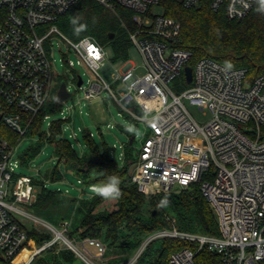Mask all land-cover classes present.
<instances>
[{
	"label": "built area",
	"instance_id": "obj_1",
	"mask_svg": "<svg viewBox=\"0 0 264 264\" xmlns=\"http://www.w3.org/2000/svg\"><path fill=\"white\" fill-rule=\"evenodd\" d=\"M81 1L0 0L2 122L22 140L41 110L58 101L63 80L57 82L50 57V37L58 35L77 57L75 63L67 62L68 67L83 66L94 77L87 87L82 76L74 80L84 90V99H98L108 91L131 121L144 126L131 176L138 191L150 197L202 182V195L217 220L218 236L181 231L172 221L170 227L148 234L123 264H135L158 240L187 245L172 253L167 264H196L203 250L218 256L219 264H264V77L250 80L246 69L226 70L210 58L191 67L192 53L174 47L181 25L165 15L160 0H94L112 12L123 8L133 13L136 29L130 41L143 59L145 73L139 74L130 59L122 61V70L116 72L103 46L91 37L71 40L57 26ZM178 1L185 8L204 2ZM256 6L257 0H210L212 11L237 22ZM155 8L162 12L155 14ZM186 67L192 68L191 82ZM107 80L120 87L113 91ZM132 103L134 107L127 109ZM187 103L205 110L209 120L200 123ZM60 114L68 123L63 110ZM15 147L0 140V264H15L25 250L29 254L18 264H31L54 246L70 251L81 264H104L107 247L100 240L71 237V221L55 226L25 209L32 207L39 192L33 177L16 172L20 162L14 158ZM119 159L123 161L124 155ZM31 229L49 234L50 240L38 246L29 236Z\"/></svg>",
	"mask_w": 264,
	"mask_h": 264
},
{
	"label": "trees",
	"instance_id": "obj_2",
	"mask_svg": "<svg viewBox=\"0 0 264 264\" xmlns=\"http://www.w3.org/2000/svg\"><path fill=\"white\" fill-rule=\"evenodd\" d=\"M165 15L178 21L181 33L174 44L177 49L192 53L189 65H194L203 58H210L223 66L232 64L234 69H246L248 78L254 80L264 77V14L257 11L258 4L244 20L230 21L223 12H214L210 0L194 8H185L178 0H160ZM78 17L87 29L79 36L74 34L71 20ZM57 25L71 40L91 37L98 44L110 48L113 62L129 59L132 44L130 33L136 26L133 13L118 8L112 12L94 0H82L61 17ZM113 36V37H111ZM62 104L52 100L35 117L26 137H36L38 142L22 158L21 164L28 165L45 143L52 144L59 164L73 173L78 183L89 187L104 181L107 176H118L121 196L116 200H106L93 193L89 198L70 199L60 190L52 191L45 187L44 181L33 178L35 185L41 186L32 210L38 216H46L52 222L71 221V237L78 239H98L107 247L105 261L108 264H123L130 260L144 238L151 232L167 228L174 221V226L181 231L219 235L215 215L203 197L201 183H194L188 189L177 193L146 197L140 193L131 181L132 164L135 157L130 137L124 150L123 163L111 159L102 152L91 132H84L86 152L78 154L71 143L60 137L65 121L58 119L50 124L49 133L42 132L46 116L62 111ZM0 140H7L16 146L20 137L10 130L0 119ZM52 182L63 179L62 174L54 168L47 175ZM203 181V180H202ZM84 193L85 191H81ZM166 207H158L163 199ZM146 202L149 207L146 208ZM157 214L153 216V210ZM169 215L171 221L165 219ZM59 216L60 219L56 220ZM79 218L77 221L75 218ZM52 222H49L52 224ZM29 236L38 246L50 240L51 236L35 229ZM186 244L176 240H158L146 248L135 264H167L175 251ZM29 252L25 250L16 259L19 263ZM218 256L201 251L196 264H219ZM31 264H81L70 251L54 246L36 256Z\"/></svg>",
	"mask_w": 264,
	"mask_h": 264
},
{
	"label": "rangeland",
	"instance_id": "obj_3",
	"mask_svg": "<svg viewBox=\"0 0 264 264\" xmlns=\"http://www.w3.org/2000/svg\"><path fill=\"white\" fill-rule=\"evenodd\" d=\"M153 12L155 14H160L162 10L161 8H155ZM46 32L47 30L45 33ZM50 41L53 44L50 57L54 60L53 70L54 74L58 76L56 77V79H58L57 82L60 83L62 80L65 81L70 94V97L62 102V110L68 116V123L64 124L63 132L60 137L67 139L76 152L82 155L87 151L84 132L89 131L92 133L102 152H106V155L109 158L115 159L120 164L123 162L119 158L124 155V149L126 145L129 144L130 137H132L134 138L132 142V149L134 157L136 158V154L140 150L141 143L144 138V126L141 125L139 128L137 124L131 121L128 118V114L113 101L108 91H104L98 99L91 101L85 100L84 90H79L75 86L74 80L78 75L82 76L84 85L87 87L88 80H94L93 75L83 66L75 65L73 68L68 67L67 62L72 61L75 63L77 57L72 52H69L68 45L64 40H61L58 35H52L50 37ZM105 49L107 56L113 62V52L110 48ZM129 59L135 67H138L137 72L139 74L145 73V70L142 67L143 59L135 47L130 49ZM113 67L116 72H120L123 68L122 61L115 62ZM107 82L113 91H116L120 87L119 82H110L109 80H107ZM170 86L173 88L172 84H170ZM186 105L193 117L200 123H206L209 120V115L205 110H200L195 106H189L188 103ZM133 107V103L126 105L127 109H132ZM58 119H61L60 113L50 114L48 119L43 122L42 132L49 133L50 124ZM129 127H134L138 130V134L137 132H128L127 129ZM37 142V136L24 137L16 145L14 158L20 162L19 168L16 169L18 174L33 177L38 181H44L45 187L48 190H60L63 193L67 191L65 194L70 199L89 198L93 196V193L88 190L86 185L78 183L76 176L69 172L62 163L59 164L52 144L45 143L40 152L31 158L28 165H22L21 158L33 146H35ZM114 146H116V150L114 149ZM133 166L134 163L132 164V172ZM54 168H57L62 174V180L52 182L49 178H47V175H49ZM36 188L38 192L41 191L40 185H36ZM82 190L85 192L82 193ZM148 207L149 202H146V208ZM25 209L31 214L36 215L32 210V207H25ZM38 217L43 221L52 222L51 219L46 216L41 215ZM167 217L169 218L170 216L167 215ZM167 217L165 219H167ZM57 219H60V217L57 216L56 220ZM75 219L79 221L78 217ZM59 221L60 220L52 222V224L57 226ZM23 222L28 223L26 220H23ZM106 261H104V264H108Z\"/></svg>",
	"mask_w": 264,
	"mask_h": 264
},
{
	"label": "clouds",
	"instance_id": "obj_4",
	"mask_svg": "<svg viewBox=\"0 0 264 264\" xmlns=\"http://www.w3.org/2000/svg\"><path fill=\"white\" fill-rule=\"evenodd\" d=\"M257 4H258L257 11L261 14H264V0H257ZM71 23L74 26V34L77 36H79L81 32L86 31L87 29V25L80 23L78 17H74L71 20ZM232 67L233 66L231 63H227L225 69L229 70ZM127 131L130 133L137 132L138 134V130H136L134 127H129ZM91 190L96 196H99L106 200L119 199V197L121 196L120 179L118 176H107V178L104 181L100 182L97 185H94ZM167 203L168 201L165 198L160 202L158 207H166Z\"/></svg>",
	"mask_w": 264,
	"mask_h": 264
},
{
	"label": "water",
	"instance_id": "obj_5",
	"mask_svg": "<svg viewBox=\"0 0 264 264\" xmlns=\"http://www.w3.org/2000/svg\"><path fill=\"white\" fill-rule=\"evenodd\" d=\"M111 37H113V36H111ZM185 74H186V77H187L188 82H191V80H192V68H191V67H186V68H185ZM81 83H82V80H81V78H80L79 81H78V86H80ZM68 97H70V94H69V92H67V90H66L65 81H62V82L60 83V87H59V90H58V93H57V97H56V98H57V100H58L59 102H63V101H65ZM136 112H137L139 115L141 114V111H140L139 109H137ZM156 214H157V210L154 209V210H153V216H155Z\"/></svg>",
	"mask_w": 264,
	"mask_h": 264
},
{
	"label": "bare ground",
	"instance_id": "obj_6",
	"mask_svg": "<svg viewBox=\"0 0 264 264\" xmlns=\"http://www.w3.org/2000/svg\"><path fill=\"white\" fill-rule=\"evenodd\" d=\"M15 264H18V262H17V261H15Z\"/></svg>",
	"mask_w": 264,
	"mask_h": 264
}]
</instances>
